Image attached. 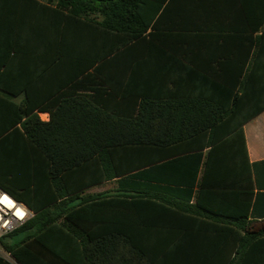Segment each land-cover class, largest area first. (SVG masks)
<instances>
[{"label": "trees", "instance_id": "trees-1", "mask_svg": "<svg viewBox=\"0 0 264 264\" xmlns=\"http://www.w3.org/2000/svg\"><path fill=\"white\" fill-rule=\"evenodd\" d=\"M149 2L0 0L3 77L10 66L32 68L35 82L38 73L64 74L43 92L0 82V187L34 213L0 238L17 264H241L264 236V219L249 220L242 129L264 107L232 93L219 106L201 93L139 91L138 53L154 45L145 35L153 13L138 8ZM114 179L115 188L86 193ZM161 183L188 186V196L196 186L194 203ZM165 213H175L171 224L158 217ZM155 228L179 233L175 243L157 246Z\"/></svg>", "mask_w": 264, "mask_h": 264}, {"label": "crops", "instance_id": "crops-1", "mask_svg": "<svg viewBox=\"0 0 264 264\" xmlns=\"http://www.w3.org/2000/svg\"><path fill=\"white\" fill-rule=\"evenodd\" d=\"M157 2L140 4L138 8L148 17L153 13L145 35L152 34V37H146L154 45L152 52L138 53L139 91L158 93L156 95L160 97L172 93L190 97L201 93L202 98L219 106H227L232 93L233 96H244L245 107H264V0H165L159 6ZM32 44L31 41V52ZM6 60L11 64L8 56ZM3 70L1 68L0 82L5 91L43 92L50 83L64 77L62 71L55 69L38 73L40 78L35 82L32 68L18 71L10 66L4 77ZM18 76H23L24 80ZM23 98L24 94H19L13 100L19 103ZM36 113L41 121H49L48 112ZM242 129L253 181L249 220L261 222L264 219V108L247 120ZM207 150L200 151L205 153ZM186 152H176L154 161L153 165ZM103 184L110 186L107 190L113 189L116 179L91 186L86 193H99L97 189ZM159 187L189 204L194 203L196 186L191 187V196L183 190L188 186L161 183ZM165 214L167 217H158L168 218L171 224L175 213ZM153 234L154 243L160 246L167 238L170 245L174 244L173 238L179 233L155 228ZM207 234L220 233L210 230ZM241 264H264V236L249 246L248 256Z\"/></svg>", "mask_w": 264, "mask_h": 264}, {"label": "built area", "instance_id": "built-area-1", "mask_svg": "<svg viewBox=\"0 0 264 264\" xmlns=\"http://www.w3.org/2000/svg\"><path fill=\"white\" fill-rule=\"evenodd\" d=\"M33 215L23 202L0 187V238L21 227Z\"/></svg>", "mask_w": 264, "mask_h": 264}, {"label": "rangeland", "instance_id": "rangeland-1", "mask_svg": "<svg viewBox=\"0 0 264 264\" xmlns=\"http://www.w3.org/2000/svg\"><path fill=\"white\" fill-rule=\"evenodd\" d=\"M108 188H110V186L108 184H103L101 186L98 187L97 192H101V191H105ZM0 257L3 258L5 261L9 262L10 264H17L8 253H6L4 251V249L0 246Z\"/></svg>", "mask_w": 264, "mask_h": 264}]
</instances>
